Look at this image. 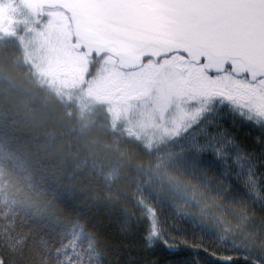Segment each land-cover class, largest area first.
I'll list each match as a JSON object with an SVG mask.
<instances>
[{
    "label": "snow or ice",
    "instance_id": "6c2138e0",
    "mask_svg": "<svg viewBox=\"0 0 264 264\" xmlns=\"http://www.w3.org/2000/svg\"><path fill=\"white\" fill-rule=\"evenodd\" d=\"M20 2L37 19L47 17L50 28L63 13L49 8L80 2L115 33L131 37L143 61H133L137 94L159 113L163 136L215 165L225 191L236 188L249 200L240 202L239 224L214 215L217 232L205 244L202 231L192 241L178 236L180 227L140 190L132 195L138 214L125 207L115 222L99 213L92 217L102 232L79 218L67 228L50 226L0 193V264H208L206 257L215 264H264V240L244 231L255 217L249 202L264 212V0ZM5 5L0 0V32L7 34L16 9L13 0ZM208 207H201L199 218L179 209L176 215L197 229L206 223ZM110 208L105 215L116 216Z\"/></svg>",
    "mask_w": 264,
    "mask_h": 264
}]
</instances>
